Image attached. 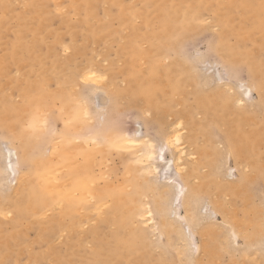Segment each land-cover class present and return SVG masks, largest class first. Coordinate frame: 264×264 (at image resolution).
<instances>
[{
    "label": "rangeland",
    "instance_id": "rangeland-1",
    "mask_svg": "<svg viewBox=\"0 0 264 264\" xmlns=\"http://www.w3.org/2000/svg\"><path fill=\"white\" fill-rule=\"evenodd\" d=\"M241 1L0 0V115L9 109L13 112L10 116H13L16 113L15 109H25L34 103V116L30 115L29 122L34 119L32 123H35V129L41 131L35 136L36 150H33L32 154L34 156L36 153L38 156L43 154L41 156L45 159L51 158L53 154L48 148L52 146L53 141L57 145L64 143L63 135L60 134H64L62 121L56 116V109L60 104L57 94L62 90V94L66 93L71 98L72 92L75 91V99H80L81 92L78 86L83 87L80 84V74L84 69L90 67L104 72L107 81L98 84L101 92L96 96L88 94L89 98L84 101L89 119L81 124L77 131L65 134L67 137L74 135L72 136L74 141L71 140V143H75L74 145L81 149L96 146L97 157L106 154L107 165L102 163L100 167L101 172L106 173L103 177L106 179V176H109L107 180L119 188L113 193L114 195L134 193L135 205L140 213L146 206L152 209L150 222L143 221L140 213H137L132 219L121 223L123 211L116 212L115 215L110 212L112 196L107 200L95 195L79 208L73 201V195H69L67 187L52 188L40 184L41 194L47 201V210L41 211L35 208L23 218L16 220L17 209L13 203L15 199L9 198L8 191L4 192L7 186L1 182L0 169V264H257L258 261V264H264L263 238L262 241L254 242L252 246V242L248 243L250 239L247 241V230L243 231L244 227L240 229L235 225L239 217H241L239 221L248 217L247 213H243L244 202L240 200V195L234 198L228 192L218 193L222 200L227 201L231 206L233 204L236 206L237 213L235 209V217L231 218L234 231L237 232L234 238L229 232L231 224L227 225L223 222L222 214L216 211L212 203L213 198L207 201V198L201 197V200L195 202V213L201 216L207 214L200 220L199 225L212 224L213 229L216 227L214 229L216 237L213 242H219V246L214 261H209L203 254L199 225H191L190 208L180 205L179 194L175 195L174 189L172 191V188L168 187L164 202L155 209L154 203L159 200L162 192L161 188H156L159 187V183L166 181L173 185V180L175 181L173 183L184 184L188 180L186 175L195 167L201 177L195 175L196 178H193L192 182L201 183V178L209 170L201 166L203 160L198 153L193 152L191 145L186 143L185 146L183 145L186 154L182 159V171L179 172V176H175L172 154L165 148L163 154H160L164 140L153 120L154 113L146 109L141 97L134 98L132 100L134 102L130 104L126 93L130 83L151 81L149 73L153 57L149 55L147 49L159 48L160 59L157 60L161 63L168 64L173 61L182 66L186 64L185 66L191 68L190 74H195L201 82L205 80L208 83L206 87L225 83L231 91L240 93L239 98L242 97V103L238 102L239 105L234 106L235 111H238L240 105L247 112L252 111L253 122L245 125L243 129L256 130L258 127L256 122L262 118V112L256 108L258 92L251 85V76L247 68L236 60L227 59V55L235 59L233 55L251 52L264 66V44L260 49L255 47V42L261 41L260 38L264 37V0H245L243 5ZM92 3L94 5L91 7ZM173 4L180 5L181 16L184 13V16L187 15L191 19L197 18L201 29L188 36L181 23L178 25L177 19L172 15L165 17V26L157 18L151 22L146 21L150 12L157 14L166 6L173 8ZM235 24L239 25V30L231 28V25ZM176 70L178 76L184 73L183 68ZM156 80H159L158 76ZM166 83L167 85L159 90L162 94L161 98L166 100L170 107L165 119L166 124L180 121L179 128L182 134L188 133L190 127L186 124V119L191 115L196 127L202 130L213 129L205 116L196 109V100L190 85H180L176 90L177 87H173L172 81ZM239 84L243 85L242 89ZM248 85L251 86L249 91ZM153 86L158 89L159 84ZM199 88L203 87L200 85ZM219 89L225 90L223 86ZM114 92L120 94L117 100L120 99L122 104L115 103ZM244 92H247L246 95ZM39 102L40 107H36ZM49 102L53 108L51 111H46ZM118 112L125 113L123 127L119 131H113L111 122ZM178 113H182L184 117L176 118L175 115ZM23 119L24 126L27 127V120ZM45 120L49 122L50 128L47 137L42 131ZM53 123L57 129V134L54 136L51 134ZM196 127L193 126L192 129ZM197 134L195 135L198 143L203 144L204 133ZM1 135L0 129V168L4 165V153L8 155L7 161L16 160L13 150H2L1 146L6 140ZM124 135L149 138L155 144L154 166L157 168L154 173L151 172L144 177L147 178L145 180L150 188L145 196L135 194L136 182L134 181V185L131 184V176L126 173L137 153L127 155L125 151L116 148L118 151L115 153L100 154L113 138ZM15 136L9 131L8 137L13 141L11 146L17 149L20 139H16ZM214 138L216 139L217 136ZM215 139L212 137V143L207 144L209 147L206 146L208 150L217 152L213 158L212 171L218 169L216 173L221 174L227 181L235 180L240 173L247 172L248 168L244 167L245 161L238 159L233 149L227 151L226 146ZM242 144L246 151L250 150L248 143ZM256 150L262 160L264 172V145ZM162 161L164 164L165 161H169L166 168L163 167ZM25 169L26 165L22 162L21 166L17 167L20 174ZM63 170L64 168H60L56 174L63 177ZM10 172L9 174H13ZM137 175L140 174L136 169L133 176ZM5 176H8V181L6 180L8 185L16 184L12 179L13 175L4 174ZM250 176H253V173ZM217 181L222 179L218 178L212 182ZM67 183L69 187V179ZM178 186L181 187V184ZM101 189L102 187L95 190ZM244 194L246 203L251 207H258L260 213L264 214L262 180L260 178L251 180ZM100 203H104L103 206L96 209ZM67 205L74 206L66 208ZM9 212H11L10 216L7 215ZM182 215L184 223H182L183 218L180 217ZM169 219L171 221L168 223L172 224V227L176 228L178 225V231H182L180 234L184 236L187 233V236H184L186 247L172 231L167 232L163 228V223ZM188 222L191 225L190 229ZM187 229L192 234L187 232ZM189 236L192 237L191 246L188 241ZM221 236L227 239V242ZM193 245L195 247L198 245V249L195 250ZM225 246L226 249L223 248ZM254 251L256 254L253 255ZM243 255H247L248 258Z\"/></svg>",
    "mask_w": 264,
    "mask_h": 264
},
{
    "label": "bare ground",
    "instance_id": "bare-ground-1",
    "mask_svg": "<svg viewBox=\"0 0 264 264\" xmlns=\"http://www.w3.org/2000/svg\"><path fill=\"white\" fill-rule=\"evenodd\" d=\"M160 4L162 3H159V5ZM241 4L242 5L245 4V0H242ZM93 5L94 3H92L91 7ZM170 15H172L174 18L177 19L178 25L179 23H181L182 28L185 29L188 36L193 35L196 31L201 29V26L199 25V20L197 18L191 19L187 15L184 16V13H183V16H181L179 4H175V5L173 4V8L172 7L168 8L166 6L164 7L163 10H161L157 14L150 12V15L148 16L146 21L148 20L149 22H151L153 19L157 18V19H160L163 26H165L166 25V21H164L165 17H168ZM231 28L233 30L240 29L239 25H236V24L233 26L231 25ZM260 39L261 41L257 40L255 42V47L258 49H260L262 45L264 44L263 42L264 37L262 36V38ZM160 50L161 49L159 48L155 49V47H150L147 49V51H149V55L153 57L151 59L152 68L149 73V76L151 77V81L148 80L147 83L145 81L144 83L142 82L130 83V85L126 89V93L129 97L128 101H130L129 103L132 104L134 102L132 101L134 100V98L141 97L143 102L146 105V109L154 113L153 120L156 122L158 126V130H159V134L164 140L163 144L164 142H168L167 147H165V150L167 149V151L172 154V167L176 174L175 176H179V172L182 171L181 164L183 162L182 161L183 156L186 154L185 147H184L185 146L184 144L186 143L188 145H191L194 153L199 154V157L203 160V163L201 166L207 167L209 172L206 175H203V177L201 178L202 179L201 183L200 182L196 183V181L192 182V179L196 178L195 175H199L197 173L196 167L192 169L190 174L186 175V179H188L186 183L182 184V183L176 182L178 184H181V187H179L180 185L178 186V184L173 183L175 182L173 180H172L173 185L169 184L166 181H164L163 183H159L158 185L159 187H156V188H161L162 192L160 191L161 194L159 193L160 194L159 200L158 199H157L158 201L155 200L156 201V204L154 203L155 209H157L158 205H162V203L164 202L165 193L167 195L168 193L167 189L170 186L169 188L170 189L172 188L171 189L172 191L173 189L175 190V195L179 194L178 199H180V202H179L180 205L190 208V212L192 213L190 215L192 217H189V218H191V221H192L191 225L195 226V225H199L200 220H202L203 217L205 218L207 215L206 214L205 216H201V215H198V213L197 214L195 213V202L201 200L200 199L201 197H205V199L207 198V201L208 199L211 200V198H213L212 203L214 207L216 208V211H219L222 214L223 216L222 219L224 220L223 222H225L227 225L231 224V227H230L231 229L229 232L232 234L231 235L232 238H234L233 236L236 237L237 232L234 231V225H232L231 218L235 217L234 210L236 209V206L235 204L231 206L228 204L227 201L222 200L220 196L218 195V193L228 192L234 198L240 195L241 196L240 200L244 202L242 204L243 213L244 214L247 213L248 217L247 219H243V221H239L241 217L238 218L236 215L239 222L237 221L236 222L237 224L235 225L238 226L240 229L244 227L243 231L245 229L247 230L248 234L245 233L246 231L242 233L245 235L247 234V237H248L247 241H249L250 239V241L248 242L249 244L252 242L251 243L252 245L254 242H257L258 240L262 241V238L264 241V214L260 213V210L258 207H251L250 205H248L246 203L245 194H244L246 186L251 180L255 178H260L264 184V172L262 168L263 164H262L260 155L256 150L259 147H262L264 145V66H263V63L258 61V59L254 57V55L251 52L243 53L242 55H233V58L235 59H231L227 55V59L236 60L238 61V63L243 64L247 68L251 76V85L258 92V100L256 102V108L258 111L262 112V118L259 120V122H256L258 123V127L256 130L246 131L243 129V127L245 125H250V123L253 122L254 114L252 111L247 112L246 110H244V108L241 107V105L237 109L238 111H235L234 106L236 104L239 105V103H242L241 102L242 97L239 98L240 93L233 92V90L231 91V88L226 87L227 84L225 83L219 84L218 86L206 87L208 83L205 80L201 82L197 78V75L190 74L189 72L191 71V68H188L187 66H185L186 64L182 66L181 64L175 63L173 61H171V63H168V64L161 63L159 60H157L158 58L160 59V55H158ZM166 50L169 51L168 48H166ZM87 68H90V67H87ZM182 68L184 70V73L178 76L176 69H182ZM83 73H81L80 75H82ZM157 76L159 78L158 81L156 80ZM166 81H170V82L172 81L174 83L173 87H177L176 90L179 89L180 85H186V86L190 85L192 87V94H193L194 99L196 100V109L205 116L207 121L210 122V126H212L213 129L202 130L201 128L196 127L195 121L194 119H192L191 115H189L186 119V124L190 127V131L185 134H182L179 128L180 121H176V122H172L168 124L165 123L167 122L165 119L167 117V113L170 111V107H169V103L166 100H163L161 98L162 94L159 90L163 89L164 86L167 85ZM156 83L159 84L158 89H156L153 86V84H156ZM200 85L203 88H199ZM98 86L99 85H96L94 87H98ZM221 86H223L225 90H220L219 88ZM242 86L243 85L241 84L240 89L243 88ZM247 88L249 91V88H251V86L248 85ZM227 91H230V93H227ZM62 92L63 91L60 90V92L57 94L60 104H59V107L56 109V116L59 119L61 115H63L65 119L70 118L73 109L80 107V104H82L83 107L80 108L81 118L74 122L71 129H65L64 121L60 119L62 121V126H63V131H64V134H63L64 139L62 140L64 143L57 145L56 142L54 143L53 141L52 146L48 148V151L51 154H53L51 158L47 157V159H45L44 157L41 156L43 154L39 156L37 153L35 154V156L34 154H32V151L36 150L35 136L36 134L38 135V132H40L41 130H35V132H33L32 130H29V131L26 130L27 127L24 126L23 118H26L27 125L30 122L31 123L33 122L34 119L30 122H29V119H30V115L33 114L34 116V112H35L34 103L30 104L25 109L24 108L15 109L16 113L13 116H10V114H12L13 112L12 110H9V109H7L6 112L3 113V115L2 114L0 115V129H1V134H2L1 136L3 139L7 141V146L5 145V142L1 146L2 150L3 151L13 150L16 156V160L14 162L12 160L7 161L8 155L6 156V154L4 153L3 155L4 165L2 166V168H0L1 173H2L1 182L5 186H7L4 192L6 193L8 191L9 198L15 199L13 203L17 209L16 220L23 218L26 214H29L35 208L41 211L47 210L48 208L47 201L44 198V196H42L41 189L39 186L40 184H42V186L44 185V186L52 187V188L63 187L64 189L67 187L66 189L68 190L69 195H73V201L79 208L83 207L85 203L89 202L92 198L95 197V195H98L103 198H107V200L109 199L110 196H112V198L110 199L112 211L110 212L115 215L117 214L116 212L123 211L124 216L120 219V221L121 223H125L128 220L132 219L137 213H140L137 210V205H135L136 199L133 198L134 193L132 194L118 193L114 195L113 193L117 192L119 188L107 180L109 176H106L107 177L106 179L104 178L106 173L103 174L101 172V167H100L102 163L103 164L105 163L107 165L106 161L108 160H106V157H105L106 154H104V156L97 157L96 156V153H97L96 146L94 147L92 145L95 149L94 148L81 149L78 146L74 145L75 144L74 142H73L74 144H72L66 138L67 136L65 133H68L70 131L71 132L77 131V129L80 128L81 124L87 121L89 117L87 119L83 117V110L85 108L84 101H80L79 104L77 103L79 99H75L76 97L75 91L72 92L73 96L71 98L68 97V94L65 93L64 95L62 94ZM245 93L247 92H244V95H246ZM113 96H114L116 104H122V101L120 99L117 100V98L120 97L119 93L116 94V92H114ZM105 98L108 100L107 96ZM51 106H52L51 102L47 103V108H45L46 111H51L53 108V106L52 107ZM36 107H40V102L38 103V106ZM61 108L64 109L63 113H61L60 111ZM89 109H91V107ZM175 117L182 118L184 117V115L182 113H178L175 115ZM90 121H91V118H90ZM193 126L196 128L192 129ZM222 126L224 128H222ZM9 131L13 132L17 136V137L15 136L16 139L17 138L20 139L21 135L24 138L26 149L19 153L21 157V162L23 163L25 156L32 159V162L26 165L25 171L21 172V174L18 173L17 171V167H16L17 166V151L15 148L11 146V143L13 141L12 139L8 137ZM200 132L202 134L204 133V136H203L204 143L203 144L198 143L196 135H195ZM216 136L217 138L215 139L214 137ZM177 137L179 138L178 142H175L177 140ZM212 137L213 139L218 140L220 143H223L226 146L227 151H230L233 149V152L238 157V159L245 161L244 167H247L248 171L240 173L237 179L231 180V181L224 180L221 174L219 175L218 173H216L219 171L218 169H215L212 171L213 169L212 167L214 165L213 158L217 154V152L215 150L211 151L206 148V146L209 147L207 144L212 143L213 141ZM108 141L110 140L108 139ZM244 142L250 145L249 151H246V148L243 146L242 143ZM38 143H39V139H38ZM82 143L86 144V142H82ZM163 144H161V146H163ZM149 145H153V147H149ZM154 145L155 144H153V141H150L149 138L148 139L147 138H135L130 135H124L122 137L113 138V140L110 141L107 146L103 144V146H105L104 149L101 147L102 145H100V147L103 149L100 152V154H102L103 152H108V153L114 152L115 153L120 149L125 151L127 155L137 153V155H135V157L131 160V166L128 167L126 173H129L131 176L130 177V180H132L131 184L134 185V183L136 182L135 194L145 196V194L147 193L148 190H150V188L148 186L147 181L145 180L147 178L144 179V177H147L146 176L147 174L150 175L151 172L154 173V171L157 168V166L156 167L154 166L156 164V163L154 164V160H155V153L153 151ZM168 162L169 161H165V164L163 162L164 168H166V165ZM8 167L11 172L8 170ZM163 167H162V170H164ZM60 168H64L63 177H60L58 174H56V171H58ZM136 169H137L138 174L140 175H137L136 177H134L133 172L134 170L136 171ZM9 172L13 174H9ZM251 173H253V176H250ZM4 174L9 175V176L13 175L12 179L16 182V184L14 186L8 185L6 183V180L8 181L7 179L8 176L4 177ZM218 178L222 179V181H217L216 183L212 182ZM68 179L70 180L69 187H68L69 183H67ZM153 184H156V183H153ZM101 187H102L101 190H95L96 188H101ZM152 188L154 189L155 186ZM173 202H175V200ZM103 204L104 203H100L96 207V209L101 208ZM73 206L74 205H67L66 208L68 207L71 208ZM186 210L185 212H187ZM201 210L203 211V209ZM236 211L237 209L235 210V213H237ZM261 211L263 210L261 209ZM151 212H152V209L146 206L143 212L140 213L139 215L141 216L143 221L150 222V219L152 217ZM211 212L213 213V211ZM180 217L183 218V215ZM178 218H179V215H178ZM162 220H160V222ZM169 221L171 220L169 219L168 221H165L164 223L162 221L163 228L167 232L172 231L177 236V238H179L181 241L184 242V244H182L184 246L186 243L185 237L187 236L186 235L187 233L184 235L185 236L184 237L182 234H180V232L182 231L181 230L178 231V228H177L178 225L176 228L172 227V224L168 223ZM182 221H181L182 223L185 222L184 218ZM191 225L189 223V227H188L189 229L191 228ZM211 225H207V224L199 225V231L201 234V250L203 254L206 255V257L209 259V261L211 260L214 261V259L218 255L219 242H213L214 238L216 237L215 231H214L216 227L213 229ZM239 228H237V230H240ZM189 229H187L188 230L187 232H191ZM222 229H224V227ZM191 238L188 240L190 241V246L192 245ZM221 238H224V237L221 236ZM225 240L227 242V239ZM232 242H235V240H232ZM193 246L195 247V245ZM195 248H196L195 250H197L198 245H196ZM223 248L226 249V246ZM177 254H180V253L177 252ZM254 254H256V252L253 253V255ZM243 256H247V255H243ZM255 257H253V259Z\"/></svg>",
    "mask_w": 264,
    "mask_h": 264
},
{
    "label": "snow or ice",
    "instance_id": "snow-or-ice-1",
    "mask_svg": "<svg viewBox=\"0 0 264 264\" xmlns=\"http://www.w3.org/2000/svg\"><path fill=\"white\" fill-rule=\"evenodd\" d=\"M107 81V76L104 72L102 71H98L95 68H87L85 69L84 73L81 75L80 77V84L83 87L78 86V90L81 92V97L80 99L77 101V103L79 104L80 101H86L89 96L88 94H91L92 96H96L97 94H99L101 92V89L98 87H94L98 84H101L103 82ZM83 107L82 104H80V107H77L75 109H73L72 114L70 116V118L65 119L63 115H61L60 119H62L64 121V128L65 129H71L74 122L79 120L81 118V111L80 108ZM61 113H63L64 109L61 108L60 109ZM83 117L85 119H87L89 117V113L87 111V108L85 107L83 110ZM124 117H125V113H117L116 114V118L111 122L112 123V130L113 131H119L120 129H122L123 127V121H124ZM31 129L33 132H35V126L33 123H29L27 125V129ZM45 137H47V135L49 134L50 128H49V122L47 120L44 121V126L42 129ZM51 134L54 136L57 134V129H56V125L53 123L51 126ZM61 135H63V133H60ZM69 142H71V140L73 139L72 136H68L66 137ZM178 137L177 140L175 142H178ZM95 143V141H93ZM167 143L168 142H164L163 146L160 148V154H163L164 148L167 147ZM5 145L7 146V141H5ZM149 147H153V145H149ZM26 146L24 143V138L21 135L20 140L17 144V167L19 168L21 166V157H20V152L25 150ZM32 162V159L25 156L24 160H23V164L24 165H28ZM7 215H11V212L7 213Z\"/></svg>",
    "mask_w": 264,
    "mask_h": 264
}]
</instances>
